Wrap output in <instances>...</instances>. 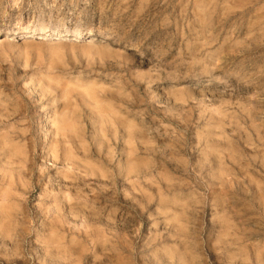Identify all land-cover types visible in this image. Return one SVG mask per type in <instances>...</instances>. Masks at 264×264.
Segmentation results:
<instances>
[{
	"label": "rangeland",
	"instance_id": "374dc122",
	"mask_svg": "<svg viewBox=\"0 0 264 264\" xmlns=\"http://www.w3.org/2000/svg\"><path fill=\"white\" fill-rule=\"evenodd\" d=\"M0 264H264V0H0Z\"/></svg>",
	"mask_w": 264,
	"mask_h": 264
},
{
	"label": "bare ground",
	"instance_id": "6f19581e",
	"mask_svg": "<svg viewBox=\"0 0 264 264\" xmlns=\"http://www.w3.org/2000/svg\"><path fill=\"white\" fill-rule=\"evenodd\" d=\"M23 30H25V29H23ZM54 30V29H53ZM58 31V30H57ZM10 32V31H9ZM42 32V31H41ZM49 32V31H48ZM74 32H77V31H74ZM80 33V32H79ZM83 33V32H82Z\"/></svg>",
	"mask_w": 264,
	"mask_h": 264
}]
</instances>
